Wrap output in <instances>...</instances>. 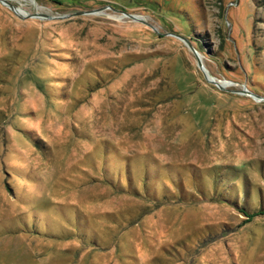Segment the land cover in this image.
<instances>
[{
  "label": "rangeland",
  "instance_id": "1",
  "mask_svg": "<svg viewBox=\"0 0 264 264\" xmlns=\"http://www.w3.org/2000/svg\"><path fill=\"white\" fill-rule=\"evenodd\" d=\"M4 1L0 264H264V0Z\"/></svg>",
  "mask_w": 264,
  "mask_h": 264
},
{
  "label": "water",
  "instance_id": "2",
  "mask_svg": "<svg viewBox=\"0 0 264 264\" xmlns=\"http://www.w3.org/2000/svg\"><path fill=\"white\" fill-rule=\"evenodd\" d=\"M1 1H3V2H5L4 0H1ZM9 6L15 11L16 10V8L12 5V4H10L9 3ZM189 45H190V48H191V50L194 52V54L196 55V57H197V61H198V65H199V67L203 70V71H205V67H204V63H203V61H202V59L199 57V55H198V50L194 47V46H192L190 43H189ZM211 81H213V82H215V83H217V85L220 87V88H222V85L220 84H218V82L216 81V80H214V79H210Z\"/></svg>",
  "mask_w": 264,
  "mask_h": 264
},
{
  "label": "bare ground",
  "instance_id": "3",
  "mask_svg": "<svg viewBox=\"0 0 264 264\" xmlns=\"http://www.w3.org/2000/svg\"><path fill=\"white\" fill-rule=\"evenodd\" d=\"M16 12H20V13H22V11H21V9H19V8H16V10H15ZM198 55H199V57L201 58V59H203L202 58V55L198 52ZM203 61V60H202ZM204 67H205V64H204ZM205 71H206V73H207V70H206V67H205ZM220 84L221 85H224V86H230V85H233L232 83H226V82H220Z\"/></svg>",
  "mask_w": 264,
  "mask_h": 264
},
{
  "label": "trees",
  "instance_id": "4",
  "mask_svg": "<svg viewBox=\"0 0 264 264\" xmlns=\"http://www.w3.org/2000/svg\"><path fill=\"white\" fill-rule=\"evenodd\" d=\"M246 215H248V214L246 213ZM248 216H255V214H251V215L249 214Z\"/></svg>",
  "mask_w": 264,
  "mask_h": 264
}]
</instances>
